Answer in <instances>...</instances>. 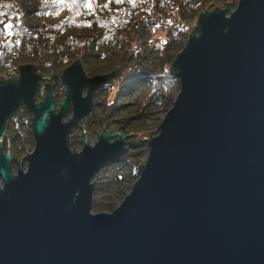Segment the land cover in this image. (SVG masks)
Here are the masks:
<instances>
[{
    "label": "water",
    "instance_id": "95a60500",
    "mask_svg": "<svg viewBox=\"0 0 264 264\" xmlns=\"http://www.w3.org/2000/svg\"><path fill=\"white\" fill-rule=\"evenodd\" d=\"M226 8L202 10L171 61L178 91L108 212L92 211L95 178L130 132L102 121L78 151L68 136L126 64L89 76L79 58L47 75L28 62L0 75V264H264V0ZM23 109L33 148L12 173L6 121Z\"/></svg>",
    "mask_w": 264,
    "mask_h": 264
},
{
    "label": "trees",
    "instance_id": "16d2710c",
    "mask_svg": "<svg viewBox=\"0 0 264 264\" xmlns=\"http://www.w3.org/2000/svg\"><path fill=\"white\" fill-rule=\"evenodd\" d=\"M213 2L0 0V69L10 76L22 61H36L42 70L54 72L62 71L76 58L86 64L101 62L109 68L121 62L126 67L114 85L144 90L140 111L148 104L170 103L179 88L169 70L170 63L186 41L190 22L202 10L212 8ZM63 90L62 84L56 82L52 94H64ZM11 119L16 125L25 121L22 114ZM11 131L14 134L9 136L14 141L16 127ZM124 157L106 164L119 163L117 169L127 166V173L114 175L112 183L119 187L104 201L93 197L92 210H110L116 194H124L120 187L123 182L137 178L144 159L126 162Z\"/></svg>",
    "mask_w": 264,
    "mask_h": 264
},
{
    "label": "rangeland",
    "instance_id": "374dc122",
    "mask_svg": "<svg viewBox=\"0 0 264 264\" xmlns=\"http://www.w3.org/2000/svg\"><path fill=\"white\" fill-rule=\"evenodd\" d=\"M230 2L228 7L226 8V3ZM237 0H214L212 4L213 7L226 8L228 11L232 10L235 7ZM212 8L206 9L211 10ZM196 19L190 22V31L195 26ZM189 31V32H190ZM74 60V59H73ZM72 60V61H73ZM173 60V59H172ZM71 61V62H72ZM38 66H40L36 61H30ZM70 62V63H71ZM26 63L24 61L19 64ZM68 63V65L70 64ZM118 63L116 62L113 67L105 65L101 62H93L90 64H86L82 62L83 69L85 73L89 76L94 74H102L112 70ZM171 64V63H170ZM67 66V65H66ZM64 66V67H66ZM17 67V65H16ZM126 65L121 69L120 74L117 77H114L112 82L106 84L105 87L99 86L101 88L98 92H95L93 97V106L90 113L85 117L82 124H76L69 133V146L74 150H80L82 147V138L84 136V131L86 132V136L88 138L89 143L92 145L97 139V132L102 126V121L104 122V132L111 131L113 129H118L121 131H129L130 135L126 139L129 141L126 145V152L120 157L124 156L126 162H132L135 158L144 159L147 153L146 141L144 140L145 136H153L157 133V127L160 123L161 119L165 115L167 109L171 106V103L164 104H148L142 111L139 110L142 101L144 100L145 92L138 87H133L132 89L127 88H119L114 85L113 81H118L119 76L122 75L125 70ZM41 68V66H40ZM41 72L45 75L49 73V70H42ZM55 72V73H60ZM6 70L0 69V75L5 77L7 76ZM17 73L13 72V74ZM8 77V76H7ZM43 82V81H41ZM59 82V80H57ZM60 83V82H59ZM61 84V83H60ZM63 91L65 92V87L62 85ZM98 88V89H99ZM176 94V93H175ZM65 95V93L60 94L58 96H54L56 108L58 107L59 100ZM83 95H85V88L83 89ZM175 96V95H174ZM39 99V96L36 95V100ZM18 114H22L24 118V123L20 125H16L11 119L13 116H17ZM15 114L9 117L6 121V136L4 137V148L7 147V138H8V148H10L12 153V164H11V172H16V165L18 160H20L22 164L23 170L26 169V153L30 152L33 148V139L30 132L29 122L31 114L26 110H22L20 113ZM71 115L68 112L64 116V120L69 118ZM12 127H16L17 129V138L14 141L11 140L9 135L14 134L11 131ZM114 139V138H112ZM111 139V140H112ZM21 158V159H20ZM119 158V157H118ZM114 162V161H112ZM118 164L105 165L103 166L98 176L95 178L96 188L93 194V197H96L100 201H104V198L109 194L114 193L116 188L119 185L112 183L113 177L116 173H121V175L127 173V166L123 169H117ZM107 167L105 170L104 168ZM1 184V180H0ZM132 182L124 181L122 186L124 194H116L115 204L112 208L117 206L123 196L129 191ZM111 208V209H112ZM110 209V210H111ZM110 210H92L93 212L97 211H110Z\"/></svg>",
    "mask_w": 264,
    "mask_h": 264
},
{
    "label": "snow or ice",
    "instance_id": "6c2138e0",
    "mask_svg": "<svg viewBox=\"0 0 264 264\" xmlns=\"http://www.w3.org/2000/svg\"><path fill=\"white\" fill-rule=\"evenodd\" d=\"M118 2H119V0H118ZM5 27L7 28L8 26H7V25H5Z\"/></svg>",
    "mask_w": 264,
    "mask_h": 264
},
{
    "label": "flooded vegetation",
    "instance_id": "af4514ba",
    "mask_svg": "<svg viewBox=\"0 0 264 264\" xmlns=\"http://www.w3.org/2000/svg\"><path fill=\"white\" fill-rule=\"evenodd\" d=\"M12 154V153H11Z\"/></svg>",
    "mask_w": 264,
    "mask_h": 264
}]
</instances>
